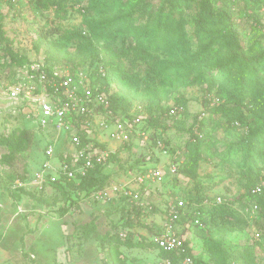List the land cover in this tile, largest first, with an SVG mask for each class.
<instances>
[{
  "label": "rangeland",
  "instance_id": "374dc122",
  "mask_svg": "<svg viewBox=\"0 0 264 264\" xmlns=\"http://www.w3.org/2000/svg\"><path fill=\"white\" fill-rule=\"evenodd\" d=\"M148 1L65 0L67 11L60 14L56 8L31 9L28 0H22L17 10L10 9L5 2H0V22L6 37L11 41L13 56H24L32 62L46 59L59 66L95 71L102 62L108 63L112 52H118L123 47L124 33L118 28L122 13L138 10ZM174 2L181 18L182 41L170 44L167 52L163 54L164 73L155 77V83L151 84V80L144 76L146 71H141L142 78L134 77L132 83L126 84L127 88L121 82L117 85V80H111V85H115L118 94L123 95L125 92L133 107L145 108L148 104L174 107L182 103L186 109L184 126L166 130V137L170 141L169 148L174 152L170 158L162 157L158 162L157 166L165 169V179L161 184L152 185L150 188L151 195L146 197L145 203L148 205L145 207L143 223L152 232L155 231L163 222L168 204L177 197L181 198L186 189L193 188L192 183L171 177L168 168L176 152L188 151L180 158L187 166L192 161V155L200 148V183L206 187L211 197H220L225 208L248 225L228 230L230 225L219 221L212 237L220 244L223 257L217 259L218 262L210 260V264H264V253L259 246L264 240L256 241L254 235L257 232L253 233L255 223H260L258 209L255 208L257 205L250 202V199L243 198L247 192L250 174L248 154L242 144L250 128L264 125V88L260 94L249 91L247 98L244 94L220 84L209 92L210 80L202 81L204 69L199 66L208 57L234 52L254 60L259 58L264 52V0H213L212 11L219 18L202 23V30L197 26V4L182 0ZM57 30L62 33H77L81 38L68 40L60 34L49 35ZM115 35V40L110 38ZM151 36L154 37V33ZM228 36H236L240 48L226 46L224 41L214 44V39L219 42L217 38ZM136 41L133 36L128 42ZM3 50L0 49V57L3 56L1 64L3 59L4 62L10 59ZM198 57L200 58L197 59ZM180 59L184 60V66L178 65ZM135 71L136 69L133 70ZM261 73L264 76V70ZM10 79V69H0V138L8 136L14 128L24 126L19 117L14 119L8 116L18 107L4 92V84ZM209 108L211 110L205 117L207 123L202 142L196 146H187L190 140L187 129L198 115ZM239 114L243 121L238 119ZM100 122L99 119L98 127ZM27 128L38 131L34 122H28ZM113 131L114 127H110L98 132L100 137L97 134L96 137L100 139L99 143L106 148L119 145L110 136ZM35 134L31 151L17 155L10 163L0 162V264H107L101 254L97 237L107 233L115 234L121 229L123 211L119 201L94 203L87 197H80L82 211L65 216L59 208L62 202L48 207L38 204L22 192L14 194L11 191L12 182L8 178L10 175H32L43 161L42 153L48 136L41 132ZM66 137L61 136L59 150L70 149L65 145ZM132 139L131 148L128 145L116 146L119 151L118 162L105 166L104 173L112 175L111 184L129 180L132 174L127 173L126 168L133 165L144 153L140 141ZM7 153V148L0 145V160ZM56 161L58 160L54 158L53 162ZM120 163L127 165L125 171H120ZM146 164L148 167L155 166L152 161ZM258 167L264 176V158L259 159ZM132 171L133 174L139 172ZM258 184L264 191V179ZM18 194L19 197H16ZM36 195L52 203L55 193L48 187L44 193ZM92 221L96 222L97 231L88 239L84 238L83 227ZM130 229L126 231L134 241H139L144 236L153 238L152 232L148 234L138 226ZM186 234L196 257L205 259L201 255V240L191 232L187 231ZM122 251L129 264H154L158 260L156 249L122 248ZM24 254L30 258L24 257Z\"/></svg>",
  "mask_w": 264,
  "mask_h": 264
},
{
  "label": "trees",
  "instance_id": "16d2710c",
  "mask_svg": "<svg viewBox=\"0 0 264 264\" xmlns=\"http://www.w3.org/2000/svg\"><path fill=\"white\" fill-rule=\"evenodd\" d=\"M185 3H196L198 6V15H199V30H202V23L207 22L208 20H216L219 18L218 15H214L212 11V2L213 0H182ZM0 2H5L9 5L10 9L17 10L21 5L22 0H0ZM181 3V2H179ZM29 7L31 9H40L48 10L50 8H56L57 12L66 13V4L65 0H28ZM65 18V17H64ZM120 26L118 27L124 33L122 45L123 47L118 52H112L110 55V60L108 63L102 62L95 71H90V77H92L93 84L99 86V91L106 93L109 96L111 105L110 109L114 112V115L119 116L123 112L129 111L133 108L131 101H129L128 96L124 92L123 95L118 94L115 85H111V80H117L116 84L120 85V82L123 86L126 84L132 83L133 78H142L141 71H146L145 75L151 84L155 83V77L162 75L163 70V54L167 52V47L174 42L182 41V25L181 18L177 13V6L174 0H149L145 2L144 5L138 10L125 11L121 15ZM152 37L151 35H153ZM51 34H60L62 37L73 40L76 38H81L80 34L70 33L57 30L50 32ZM136 37L137 41L135 43L128 42L129 38ZM111 39L115 40V36H111ZM219 42L214 39V44H219L221 41H224L226 46H231L235 48H240V42L238 38L228 36L217 38ZM222 45V44H221ZM0 49H4V53L9 56L10 59L8 62L2 60L0 63V69L9 68L11 79L16 75L15 69L23 67L25 65L31 64L32 61L27 59L24 56L12 55L10 49L11 41L6 37L5 31H3V24L0 22ZM198 56V55H197ZM200 56V55H199ZM3 57V56H2ZM0 57V60L1 58ZM198 57L197 59H199ZM47 64L52 67L59 66L50 63L44 59ZM178 65L184 66L185 62L183 59H180ZM4 62V63H3ZM204 69L203 79L210 80L209 83V92L215 89V86L220 84L227 86L230 90L239 92V94H244V97L247 98L248 92L253 91L260 94L264 88V76L261 73V70H264V52L259 55V58L254 60L250 59L247 56H244L240 53L234 52L229 55H219L216 57H208L199 65ZM62 68H69L71 73H76L81 70H78L73 67L60 66ZM12 68V70H11ZM15 68V69H14ZM133 72V70H135ZM83 71V70H82ZM115 78V79H114ZM124 82V83H123ZM220 82V83H218ZM132 90V89H131ZM176 106L184 105L179 103ZM171 107H165L163 104L151 105L148 104L145 107V114L143 116V121L146 124V128H152L157 133V137L162 139L164 145L169 148L170 141L166 137V130L179 129L184 126V116L180 120L168 117V113ZM211 108L205 111V114H209ZM186 111V109H185ZM232 111V110H226ZM238 113L240 110H237ZM201 115V114H200ZM198 115L192 126L187 129V133L190 136V140L187 146L192 147L196 146L202 142V139H199L194 134L193 129L199 123V130L204 136L205 126L207 119L204 118L201 121L198 120ZM15 118L22 119L24 126L14 128L8 136L0 138V145L7 148L8 153L1 157V163H10L14 161L17 155L25 154L32 150L35 143V130L27 128L28 121L22 114H12L10 115ZM118 118V117H117ZM238 119L243 121L241 114L238 115ZM26 122V123H25ZM161 132H160V131ZM84 142L90 143L94 142L97 146L100 144L97 140H92L89 138L83 137ZM126 143L128 148L132 147V142ZM143 147L144 153L142 156H139L135 160L133 165H124L123 163L119 164L120 171L133 172L132 170L139 171L137 173L145 172L150 167L146 166L148 161L155 163V166L158 165L159 160H161L162 155L156 151L154 144L147 145L140 142ZM242 144L245 146L248 160H249V174L248 185L246 186L247 192L243 198L250 199V202L254 203L258 207V217H260V223H255L253 233L257 232L261 239L264 240V191L259 195H252L251 191L258 185V182L264 179L262 170L258 167L259 159L264 158V125L260 127L250 128L248 135L244 138ZM105 148L104 146H102ZM261 148V150H259ZM187 150V148H186ZM189 150V149H188ZM119 152V151H118ZM118 152L114 155L106 165L102 167H97L93 171L84 177L76 178L72 181H68L65 178L61 177L57 183H53L49 186H46L42 191H27L24 189L18 190L22 194L26 195L30 199L36 201L40 205L52 207L56 206L60 202V210L62 215L67 216L68 214L79 213L82 211L80 197H87L90 199V195L93 192H98L105 189L111 185V176L108 173H104L105 166L112 162H118ZM186 152H182V155H185ZM44 154V148L43 153ZM201 152L200 148L195 151V154L192 155V161L186 166L183 165L180 167V181H186L192 183V189H186L182 195L188 204L186 205L187 218L186 222L190 224L189 232L197 236L202 242V253L205 259L200 260V258L194 253L193 249L187 248L186 255L196 257L198 264H210V260L218 262L217 259L223 257V252L221 250L220 244L214 241L212 235L214 234L217 224L219 221H222L225 224H229L228 230H234L238 228L247 227V222L243 219L236 216L234 213L229 212L225 208V204L217 205L214 203L216 196L211 197L206 190V187L203 186L199 181V170L201 168ZM157 163V164H156ZM154 167V166H152ZM29 173H25L22 176L10 175L8 178L13 183L17 179L26 180L28 179ZM177 178V177H174ZM11 183V184H12ZM52 188L54 190V197L52 203H48L42 197H38L36 193L42 194L46 188ZM18 191H14L16 194ZM13 192V191H12ZM141 194V201L146 202L147 198L150 197L151 193H145L143 190H139ZM19 197V194L16 195ZM147 197V198H146ZM108 200L119 201L123 214L121 216V229L115 234H106L101 237H97L99 242L101 254L104 256L107 264H129L123 255L122 248H127L130 250L133 249H156L158 251V260H163L165 258H171L175 262L179 261V256L176 254H167L163 250H160L156 243L154 242L151 236H144L139 241H134L131 236L122 240L119 236L122 230H131L132 227H140L150 234L152 229L144 225L143 217L145 214V207L148 205L145 203V207H141L139 204H130L128 199L119 195ZM208 200V203L205 204L204 201ZM97 203V202H94ZM195 213L197 217L205 224L204 229L193 225L195 221ZM167 215V208L164 211V219ZM1 221V216H0ZM234 221V222H233ZM162 222V224H163ZM162 224L159 228L153 231L151 234L154 237L159 234L162 230ZM97 231V224L95 221H92L88 224H85L83 227V237L89 238L91 234ZM2 239V234L0 233V241ZM261 241V240H260ZM187 244H189L187 240ZM260 249L264 253V243H260ZM24 257L30 258L27 254H24ZM156 263V262H155Z\"/></svg>",
  "mask_w": 264,
  "mask_h": 264
},
{
  "label": "built area",
  "instance_id": "2783aa9c",
  "mask_svg": "<svg viewBox=\"0 0 264 264\" xmlns=\"http://www.w3.org/2000/svg\"><path fill=\"white\" fill-rule=\"evenodd\" d=\"M15 73L16 75L4 84L5 95L18 106L11 113L22 114L28 122H34L38 130L35 132L45 133L48 139L44 145L43 161L38 170L29 175L26 180L14 181L11 191L21 189L42 191L46 186L57 183L61 177L68 181L78 177L84 178L90 171L106 165L118 150L103 148L96 134L99 135L98 132L101 133L110 127H114V131L110 134L111 138L121 145H125L134 138L144 145L154 144V148L162 157H171L170 150L164 145L163 140L157 137L158 132L152 128H146L143 121V116L146 115L145 108L133 107L119 116L114 115L110 109L109 96L100 92L99 86L93 84L91 73L88 71L71 73L69 68L52 67L42 59L15 69ZM184 113L185 109L182 106H174L167 115L180 120ZM205 117L206 114L203 112L198 120L201 121ZM99 119L101 122L98 127ZM193 131L199 139L204 138L199 130V123ZM61 136H67L65 145H68L70 149L59 150ZM85 136L97 140L102 146H97L94 142H84ZM181 156L180 151L173 155L172 163L168 168V174L171 177H181L180 167L183 165L180 161ZM54 158L58 160L57 165L53 162ZM164 170L154 166L145 172L132 173L127 181L111 184L103 190L93 192L90 199L93 202H103L121 195L128 199L130 204H139L143 208L145 203L141 201L139 190L142 189L149 194L152 185L161 184L164 181L166 174ZM261 192L262 188L258 185L251 194L259 195ZM204 203L207 204L208 200ZM214 203L223 204L220 197L215 198ZM187 204L182 198L173 199L167 206V215L161 232L153 237L160 250L167 254L178 255L179 261L165 258L154 264H198L196 257L186 255L187 248L193 249L190 243L187 244L186 238L190 227V224L186 222ZM255 208L258 209L257 206ZM20 212L21 210L18 214ZM195 217L192 226L204 229L205 224L197 217V213ZM128 235L126 230H122L119 234L122 240H125ZM254 237L256 241L261 239L258 233H255Z\"/></svg>",
  "mask_w": 264,
  "mask_h": 264
},
{
  "label": "crops",
  "instance_id": "0c3cea01",
  "mask_svg": "<svg viewBox=\"0 0 264 264\" xmlns=\"http://www.w3.org/2000/svg\"><path fill=\"white\" fill-rule=\"evenodd\" d=\"M103 141H104V140H103ZM103 141H102V142H103ZM104 142H106V141H104ZM108 145H109V144H108ZM119 145H121V144H119ZM119 145H115V146H110V145H109V146H110L111 148H116V146H119ZM103 146L106 147L105 145H103ZM161 159H162V157H161ZM57 163H58L57 161L54 162L55 165H57ZM159 165H160V164H159ZM159 167H160V166H159ZM150 168H151V167H150ZM130 173H131V172H130ZM130 173H129V174H130ZM131 174H132V173H131ZM17 215H18V214H17Z\"/></svg>",
  "mask_w": 264,
  "mask_h": 264
}]
</instances>
